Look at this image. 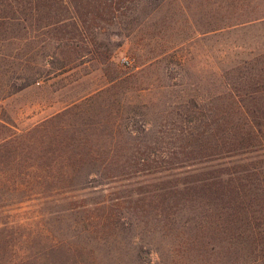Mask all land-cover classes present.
Here are the masks:
<instances>
[{
	"label": "rangeland",
	"instance_id": "374dc122",
	"mask_svg": "<svg viewBox=\"0 0 264 264\" xmlns=\"http://www.w3.org/2000/svg\"><path fill=\"white\" fill-rule=\"evenodd\" d=\"M0 264H264V0H0Z\"/></svg>",
	"mask_w": 264,
	"mask_h": 264
},
{
	"label": "trees",
	"instance_id": "16d2710c",
	"mask_svg": "<svg viewBox=\"0 0 264 264\" xmlns=\"http://www.w3.org/2000/svg\"><path fill=\"white\" fill-rule=\"evenodd\" d=\"M203 195H205V193H204V191L203 190H201V192L199 193V196H203Z\"/></svg>",
	"mask_w": 264,
	"mask_h": 264
}]
</instances>
